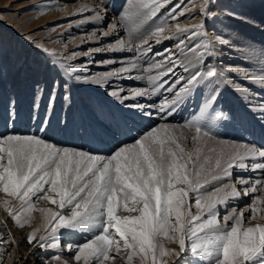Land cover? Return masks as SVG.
<instances>
[{
  "label": "snow or ice",
  "instance_id": "snow-or-ice-1",
  "mask_svg": "<svg viewBox=\"0 0 264 264\" xmlns=\"http://www.w3.org/2000/svg\"><path fill=\"white\" fill-rule=\"evenodd\" d=\"M245 3L126 0L127 7L101 33L115 40L82 53H58L21 37L41 53L55 77L48 88L34 85L32 120L44 99L36 131L17 130V98L9 96L8 120L0 131V191L19 202L12 209L6 202L5 210L21 228L37 201L61 210L40 209L46 213L45 234L38 237L35 229L25 237L29 245L47 250L45 264H69V259L73 264H113L121 252L127 254L126 264L134 258L139 264H264V145L250 137L229 139L221 132L234 125L246 133L249 114L264 125V96L253 103L255 95L237 79L264 92V44L242 43L247 38L236 27L255 26V19L242 10ZM91 11L93 21L103 20L102 8ZM180 17H199V22L181 26ZM150 21L158 22L144 30ZM169 21H176L174 27L168 28ZM153 39L155 44L174 43L157 52ZM225 50L254 54L259 74L219 60ZM104 52L131 57L116 71L92 74L73 63L80 55L91 63L94 53ZM6 55L0 37V90ZM113 77L146 80L147 87L109 90ZM90 87L104 88L106 99L78 102L75 90ZM229 89L241 97L244 113L222 102ZM189 109L185 118L182 112ZM190 133L192 152L184 147ZM69 138L81 143L72 146ZM201 144L208 145L203 154ZM233 170L254 175L233 179ZM242 195L250 197L244 205L247 215L235 203ZM66 234L81 239H64ZM16 246L10 231L0 235V264Z\"/></svg>",
  "mask_w": 264,
  "mask_h": 264
},
{
  "label": "rangeland",
  "instance_id": "rangeland-1",
  "mask_svg": "<svg viewBox=\"0 0 264 264\" xmlns=\"http://www.w3.org/2000/svg\"><path fill=\"white\" fill-rule=\"evenodd\" d=\"M104 1L105 4H107L108 2L112 4L115 3V1L119 3L118 5L115 6L117 7V10L115 8V10L113 11V16L116 17V20L118 14L122 11V9L127 7L126 0H107V1L104 0ZM184 2L187 3L188 0H184ZM65 3H71V0H37V1L0 0V20L5 22L3 24H0V37L3 38L7 53L5 57V74H6L5 84L3 89L0 90L1 130L5 127V124L8 120L9 96L12 93H15L17 98L16 107L20 113L16 128L19 127L21 122L22 125L25 126V128L19 127L17 130L21 132L36 131L37 127L36 129L33 130L35 126L32 125L35 120L32 121V119L30 118L32 114V103L34 99V85L37 82H40L43 83L46 88H48L51 85L53 78L55 77V73L50 68H48L47 64L45 63L44 57L41 55V53L36 51L34 48L30 47L28 44H26L25 40H22L21 37H24L27 40H34L40 44H44V46L49 48V50H55L58 53H61L65 50H66L65 53H71L73 51H79L82 53L84 51H87L90 46L91 47L94 46L93 43L90 44L87 43L88 40L90 39L89 33H86V36L82 38L83 44L78 46L76 44V41H78L79 39L78 38L76 39V37L78 36V34H80L79 32L73 33L72 37L71 35L61 36V31L64 28H66L67 22L69 20V17H66L67 15H65V10H66L64 8ZM175 3H177V0L172 1V4ZM222 3H230V0H222ZM254 4H256L257 6V7L255 6L256 9H259L260 5L264 6V0H246V3L242 10L247 11ZM108 6L109 8L111 7V5L107 4L106 7L108 8ZM170 6L171 5H169L168 7ZM109 10L110 9H108V11ZM262 15H264V8L262 9ZM106 20L107 21H105L103 27H105V30L107 31L111 19H106ZM157 22L158 21H150L148 25L144 26V30H147L149 26L155 27V23ZM198 22L199 19H194V24ZM172 23L175 24L176 21H169L168 28H172L174 26V24ZM8 25H11V27H9ZM30 28L32 29L31 32L30 31L27 32V30ZM35 32H37L36 35ZM101 33L100 31H97L96 35H100ZM90 34L92 35V33ZM68 36H70L71 38ZM72 38L74 39L72 40ZM114 39L115 38H112L110 41L112 42L114 41ZM171 42L172 41H169L168 43ZM164 44L160 45L163 47H161V51L159 50L158 52H163L165 48L171 47ZM64 45H66V49ZM153 51L156 50L153 49ZM83 57H84L83 55L77 56L76 60L73 61V63H76L78 59L80 60ZM96 59H97L96 55L94 54L92 62L96 63L95 62L97 61ZM123 65L124 62L123 63L115 62L112 65V67L109 68L104 67V68H100L99 70L102 71L106 69L107 71H110L109 70L110 68L117 70ZM86 69L89 74L95 73L93 71L94 70L93 68L89 67ZM111 83L112 82H109V85L106 86L109 90H111V88L113 87H116L110 85ZM250 87L252 88L251 92L256 91L255 93L259 94V95L254 94L256 98L252 102L253 103L259 102L260 98L258 96L260 97L264 96V92H261V90L256 85ZM96 88L98 89V87ZM75 95L78 102L82 104L89 102L90 98L105 99V97L101 95L99 96L98 94L93 95L91 93H88L84 89L75 90ZM224 103L226 106L229 107H231L234 104L233 102L231 103L229 101H228L229 104H227V102ZM238 104L244 107V104L241 103ZM43 105H44V99L42 98L41 108L39 113L37 114V119H36L37 122L36 121L34 122L37 123L38 125L44 115ZM233 106L231 107L232 109L235 108V106L234 107ZM243 107L242 109L244 113L246 110ZM23 129H25V131H23ZM235 130H234V134L238 133L237 132L238 130L237 129ZM71 141L74 140L71 139ZM71 145L76 146L78 144L71 143ZM189 145H190L189 148H191L190 152H192L193 145L191 142L189 143ZM236 175L237 174L235 172L233 175V179H235ZM240 175L241 176L244 175V177H251L254 174L251 172H246L244 174L241 173ZM239 187L240 185H237V188ZM248 201H249L248 199L238 201V203H236L238 205V210L245 208L244 205L247 204ZM6 202H9L8 203L9 209L19 207V202L15 198L8 197L7 194L0 191V235H6L7 232L10 231L17 245L16 247L12 248L10 252L4 254L3 256L4 264H45L47 250L39 249L35 247L34 244L29 245L26 242L25 237L35 229L40 230L37 233L38 237L45 234V228L47 227V225H45L44 223V216L46 215V213L41 212L40 209L48 208L51 209L52 211H61V210L58 209L55 205H52L48 201H43V200L37 201L34 203L33 211L30 213V217L27 224L21 228L16 226L15 223L10 219L9 212L5 210ZM121 214L128 215L129 213H121ZM254 222L255 221H253V223ZM63 238L71 239L75 241V240H80L81 236L79 234H66ZM166 246L171 247L172 245H166ZM0 252H4V249H0ZM62 259H69V258L65 256L62 257ZM126 260H127V254L121 252L120 255L117 256L113 264H126ZM69 264H73V262L70 259H69ZM133 264H139L138 258H134Z\"/></svg>",
  "mask_w": 264,
  "mask_h": 264
},
{
  "label": "bare ground",
  "instance_id": "bare-ground-1",
  "mask_svg": "<svg viewBox=\"0 0 264 264\" xmlns=\"http://www.w3.org/2000/svg\"><path fill=\"white\" fill-rule=\"evenodd\" d=\"M35 1H37V0H35ZM104 2H105L104 0H71V3H65V6H64V8L66 9L65 10V15H67L66 17H69V20L67 22L66 28H64L61 31V36L62 35H64V36L71 35V37H72L73 33L79 32L80 34L77 33L78 36L76 37V39L77 38L79 39L78 41H76V44L78 46V45L83 44L82 38H84L86 36V33H89L90 39L88 40L87 43L88 44H90V43L94 44V46H92V47L90 46L89 49L90 48H95V47H100L101 45H102L101 47H106L109 43H111L110 40L112 38H115V36L104 37V36H102L100 34V35H96L95 37H92V35L90 34L93 31H95V33L97 31H100V33L103 32V31H106L105 27H103L105 21H107L106 19H111L110 23H113V22L116 21V17L113 16V11L115 10V8L117 10V7H115V6L118 5L119 3H117L115 1V3L111 2L112 4H110L108 2L107 4L111 5V7L109 8V6H108V8H107L106 7L107 4H105ZM190 2H192V0H188L187 3H190ZM62 3H64V2H62ZM255 6H256V4L252 5L250 7V9L248 8L249 10H247V11L244 10V12H246L249 16H251V17H253L255 19V26H244V27H241V26L237 25L236 27H240V30L243 32L244 37L247 38L246 41H242V43L243 42H255L256 46L259 47L261 44H264V25L260 24V21L264 20V15H262V9L264 8V6L260 5L259 9H256L257 6L256 7ZM95 8H102L103 9V12H101V16L103 17V20L101 22H96V21L92 20V15H94V14L92 13L91 10L95 9ZM108 9H110V10L108 11ZM190 12L194 14L196 12V9L195 8H191ZM195 19H199V17H197ZM178 22L181 24V26L191 27L194 24V19H185L184 17H180ZM172 24H174V23H172ZM31 30L32 29L30 28V29L27 30V32L28 31L31 32ZM36 33L37 32H35V35H36ZM68 37H70V36H68ZM73 39L74 38H72V40ZM152 41H150V42H152V44H153V49L156 50L157 52L159 50L161 51V47H163V46H160L161 44H164V43L167 42L164 45L172 46V42L174 43V41L171 40V39L166 40V41H161V43H159V44H155L154 39ZM169 41H172V42L168 43ZM103 44H104V46H103ZM64 47H65V45H64ZM64 47H63V49H64ZM63 52L65 53L66 50L63 51ZM94 54L96 55V58H97L96 59L97 61H95L96 63H93V62L87 63V61L89 60V57H86V56H84L80 60L78 59L76 63H81L82 66L85 67V68H89V67L93 68L94 69L93 71L95 73H98V72H109L106 69L102 70V71L99 70V69L100 68H104V67H108V68L112 67V65L115 62L123 63L125 58H130L131 57V55H129L130 53H127V52H104V53H94ZM245 57H247V59ZM218 59L222 60L223 62H225V64H240L242 68L246 66L248 70L255 71L257 74H259L260 65L257 63L256 56L254 54H252V53L241 52L239 54H234L233 52H229V51L225 50L224 52H222L219 55ZM91 60H93V57L91 58ZM107 60H112L113 63H111V64L105 63V61H107ZM141 67L142 68H147L148 65L147 64H142ZM109 70L110 71H116L113 68H110ZM132 75H144L146 77L147 73L146 72L145 73L133 72ZM237 79L239 80V83H240V86H241L242 89L243 88H247L249 91H252L251 90L252 88L250 86H253L254 84L250 83L247 80L240 79L238 77H237ZM109 82H112L110 85H113V86H116V87L123 86L125 92H128L131 88H145V87H147L146 80H139L138 81V80L131 79V78L121 79L119 77H113V78H111V80ZM129 84H131V85H129ZM84 90L87 91L88 93L93 94V95L94 94H98V96L101 95V96L105 97L104 96V91H105L104 88L98 87V89H97L96 87H90V88L84 89ZM255 92L253 94H257ZM257 95H259V94H257ZM258 97L261 98L260 96H258ZM105 99H106V97H105ZM138 99H139V102H141V103H147V101L144 98H138ZM152 99L155 100L156 97H152ZM241 100H242L241 97L239 95H237L236 92H234V91H232L230 89L226 90L224 95H223V103L227 102V104H229L228 103V101H229L231 103L233 102L234 104L235 103L237 104V105L233 104L235 106L234 110L237 113H243V112H240V111L243 110L242 109L243 106L238 104V103L243 104V102ZM195 103H196V100L194 99L191 102V104L194 106ZM227 107H229V106H227ZM190 110H192V109L183 111L182 115L185 118H188V113H189ZM249 116H251V115L249 114ZM176 120H180V116H177ZM248 120L250 122L252 121L250 125H254L256 123L254 121V119H251L250 117H248ZM34 122L32 124L33 126H35L33 128V130L36 129V127L38 125L37 123H34ZM34 124H36V125H34ZM1 127H3V126H1ZM19 127L20 128L21 127L25 128V126L22 125V122L19 125ZM234 127H236V126H234V125H225L224 127H222L221 132H222V134L225 137H227L229 139H234V140H241L240 138L245 139L246 136H242V135H244V132H242V131H241L240 135H236V136L234 135V133H233ZM2 130L0 128V131H2ZM23 131H25V129H23ZM190 135H191V133L189 134L188 143L186 145H184V147L186 148V151H189V152L191 151V148H189L190 147L189 143L191 142ZM66 142L69 143V144H71V143L80 144L81 143V141H78V140L71 141V138H69ZM238 142H244V141H238ZM199 147L201 149V154H203L204 152H206L208 150V145L207 144H201V145H199ZM233 171H234V173L236 172V174H238V175H240L241 173L244 174V173L247 172V171L246 172L245 171L238 172L237 170H233ZM245 178H248V177H245ZM208 187H209V190H211V186H208ZM245 199L249 200L250 197L242 195L240 200H245ZM240 200H238V201H240ZM238 201H235V203H238ZM240 210L245 211V214L247 215V212H248L247 208H242ZM257 215H258V213H257ZM255 222H257V221H255Z\"/></svg>",
  "mask_w": 264,
  "mask_h": 264
}]
</instances>
